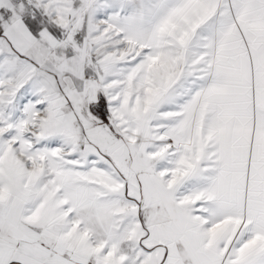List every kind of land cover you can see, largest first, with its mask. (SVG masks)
<instances>
[{
  "label": "snow or ice",
  "instance_id": "1",
  "mask_svg": "<svg viewBox=\"0 0 264 264\" xmlns=\"http://www.w3.org/2000/svg\"><path fill=\"white\" fill-rule=\"evenodd\" d=\"M0 264H264V0H0Z\"/></svg>",
  "mask_w": 264,
  "mask_h": 264
}]
</instances>
